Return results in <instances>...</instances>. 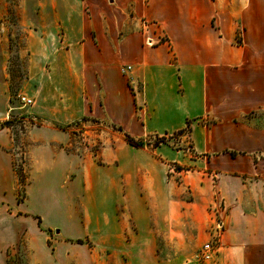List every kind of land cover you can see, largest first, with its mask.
<instances>
[{"label":"rangeland","instance_id":"1","mask_svg":"<svg viewBox=\"0 0 264 264\" xmlns=\"http://www.w3.org/2000/svg\"><path fill=\"white\" fill-rule=\"evenodd\" d=\"M137 1L0 0V143L12 154L0 159V264H218L200 255L225 218L224 163L205 151L218 119L184 116L204 110L196 77L179 72L172 26L139 15ZM192 10L210 53L235 67L264 57V0ZM130 35L151 53L122 47ZM151 60L163 67L145 91Z\"/></svg>","mask_w":264,"mask_h":264},{"label":"crops","instance_id":"2","mask_svg":"<svg viewBox=\"0 0 264 264\" xmlns=\"http://www.w3.org/2000/svg\"><path fill=\"white\" fill-rule=\"evenodd\" d=\"M183 4L188 7V12L180 15L177 7ZM141 6L138 0L135 7L142 17L164 20L172 26L174 30L169 34L171 42L174 46L178 42L184 48V56L177 65L179 72L185 67L196 77V81L190 80L189 83L192 89H197L198 85L199 102L204 110L196 115L183 113L184 116L189 119L212 113L218 119L212 129H218V137L211 140L205 150L213 159L210 162L217 159L224 163L223 167L217 168L221 176L218 182L219 197L225 206V218L216 221V228L213 229L219 241L215 256L217 263L264 264V195H261V189H264V144L256 137L264 136V116L257 115L255 122L245 119L250 112H264V57L254 64L244 57V62L235 67V59L229 58L225 50L218 52L214 48L210 53L209 48L213 47L208 45L203 28H199L194 21V0H151L152 7ZM155 6L160 10L159 15L149 14ZM121 41V46L134 54L141 56L142 53H151L147 46L135 45L133 35ZM260 55H264V52H260ZM149 67L144 72L145 91L151 87L150 75L157 77L153 71L163 67V64L151 60ZM154 88V94L159 95L158 87ZM183 114L180 116L183 117ZM181 121L177 123L180 126ZM9 145L0 143V159L12 164ZM248 179L252 180V190L246 182ZM249 198L250 203L247 202Z\"/></svg>","mask_w":264,"mask_h":264},{"label":"built area","instance_id":"3","mask_svg":"<svg viewBox=\"0 0 264 264\" xmlns=\"http://www.w3.org/2000/svg\"><path fill=\"white\" fill-rule=\"evenodd\" d=\"M26 101H27L26 103H31L32 100L28 99ZM218 230H219V227H218ZM218 242H219L218 239H213V240L205 242L202 245L200 255L203 261H211L214 259V257L217 254Z\"/></svg>","mask_w":264,"mask_h":264},{"label":"trees","instance_id":"4","mask_svg":"<svg viewBox=\"0 0 264 264\" xmlns=\"http://www.w3.org/2000/svg\"><path fill=\"white\" fill-rule=\"evenodd\" d=\"M187 127L188 129H190V124L187 123ZM186 128H182L179 130V133H183L185 131ZM126 140L129 144L140 147L141 146V142L136 141L132 136L126 134ZM159 145V144H157Z\"/></svg>","mask_w":264,"mask_h":264}]
</instances>
